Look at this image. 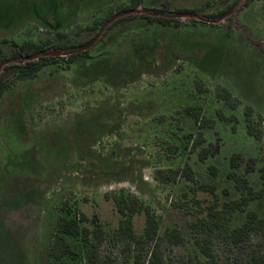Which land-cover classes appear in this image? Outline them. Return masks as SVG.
I'll list each match as a JSON object with an SVG mask.
<instances>
[{
    "label": "rangeland",
    "instance_id": "obj_1",
    "mask_svg": "<svg viewBox=\"0 0 264 264\" xmlns=\"http://www.w3.org/2000/svg\"><path fill=\"white\" fill-rule=\"evenodd\" d=\"M234 1L0 0V75L9 85L0 95V264H45L65 206L71 209L68 218L77 211L85 216L82 227L93 229L97 218L104 233L98 264H131L124 242L114 237L121 219L115 198L121 195L135 197L154 214L164 264H207L190 224L206 217L214 200L221 209L238 197L227 179L231 156L238 159L237 174L255 190L264 163V133L259 153L243 121L244 108H251L264 131V0H237L230 13L206 18L223 13ZM131 2L149 12L167 3L170 12L193 11L201 19L173 18L180 24L162 26L137 17L108 29L117 19L76 62L56 57L31 80H18L15 65L4 61L27 43L50 50L67 41L76 44L80 28L94 20L106 22ZM217 87L238 102L234 112L216 99ZM195 107L205 118H216L219 109L237 121L201 130L187 112ZM209 145L212 155L200 161L198 152ZM249 160L255 170L247 174ZM185 165L195 183L154 179L157 169ZM247 210L264 218V197ZM243 219V213L235 212L229 230ZM132 223L141 235L144 214L134 215ZM171 229L180 231L184 243L165 240ZM65 241L75 257L84 256L79 239ZM211 244L212 264H239L252 252L264 251L262 236L242 246L215 236Z\"/></svg>",
    "mask_w": 264,
    "mask_h": 264
},
{
    "label": "trees",
    "instance_id": "obj_2",
    "mask_svg": "<svg viewBox=\"0 0 264 264\" xmlns=\"http://www.w3.org/2000/svg\"><path fill=\"white\" fill-rule=\"evenodd\" d=\"M250 1L251 0H246V4ZM236 4L237 0L228 6L223 13L211 14L206 18L216 19L218 16L230 13L235 8ZM139 5V3L131 2L128 7L119 8L118 12L132 10L137 8ZM151 12L154 13L155 16L148 14H132L122 17L115 21L108 29L122 21L131 20L137 17L145 19L151 24L158 23L162 26H177L180 24V21L167 16L174 15L179 12L190 13V11L182 10L170 12L167 3L160 9ZM191 13L194 12L192 11ZM111 16L112 14H110L108 18ZM104 22L105 20H94L91 25L80 28L77 32V36L79 38L78 43L75 44L71 43V41H67L66 43L55 45L51 49L70 52L75 50L78 46L87 44L97 35ZM61 37L67 38L65 34H61ZM47 50L50 49H47L44 44H23L17 46L16 49L11 52L10 56L4 58V61L15 65L18 80H31L36 77L44 63L57 60V58L39 57L37 61L23 62L22 64L20 63L25 57ZM86 53L87 51L79 54H72L61 59L66 60L68 64H73L79 56ZM1 54L2 50L0 48V56ZM3 78V75H0V95L5 92L7 88H9V85L4 84ZM198 90L200 91L201 88L199 87ZM215 96L219 102L229 108L232 112L238 108V102L233 99L230 92L227 90L217 87ZM200 111L201 109L199 107L187 109V112H189L190 116L194 118V121L197 123V127L201 130L212 129L216 122L235 123L237 121L234 114L226 116L224 112L219 109L216 111V118H205ZM252 113L253 111L251 108H244L243 121L245 125V132L248 137L253 139L256 143L255 145L258 152L261 153L263 151L262 141L264 133L260 125L262 121H254ZM200 136L201 135L199 133L196 139L198 144L202 142V138ZM196 146L197 145L195 143V145L192 146V150H195ZM212 153L213 146L209 145L207 148H203L198 152V159L200 161H204L206 157L212 155ZM254 164L253 160L245 162L244 172L247 174L252 173L255 170ZM238 166V159L235 156H231L228 159V167L230 171L227 173V179L233 182V186L235 191L238 193V197L224 202L221 205V209L217 208L216 200H214V202L207 208L206 217L200 218L196 222H192L190 224L195 246L205 258L207 264H212L215 261L211 244L212 237L223 236L233 246H242L243 244L248 243L252 236L264 237V218H260L255 212L247 210L248 205L252 201L262 199L264 197V163L257 170V176L260 183L257 190L251 186L249 180L244 175L237 174L236 171ZM209 171L212 175H215L216 173L212 168H209ZM154 179L159 183H175L179 179H184L189 183H195L194 173L188 165H185L179 170L157 169L154 172ZM198 188L211 194L214 192L210 186H198ZM192 191H195V187L192 188ZM214 198L216 197L214 196ZM115 206L118 214L121 216V219L119 221L118 228L114 232V237H117L124 242V248L131 256L129 257V259L132 260L131 264H164L162 254L159 251L157 244L158 222L150 208L145 206L135 197H125L123 195L115 198ZM63 212H65L66 215L59 216L55 222L54 234L52 242L47 249L44 261L45 264H61V262L66 261L67 259L71 260V263L64 264H98V246L103 240L104 233L99 226L97 218L93 217V229L90 230L87 227H82L80 225L86 220L85 216L81 212L77 211L72 218L67 217V215L71 214V209L65 206ZM235 212L243 213L244 219L239 227L229 230L228 226ZM141 213L145 216V227L141 235H136L133 230L132 218L134 215ZM66 237L80 240L82 247L85 249L83 257H75L76 253L71 248V244L65 241ZM164 238L173 244L178 245L184 243V238L177 229L166 231L164 233ZM145 256L148 257L146 258ZM128 262L129 261H126L125 264ZM197 264L201 263L198 261ZM239 264H264V251L260 253L252 252L247 259L243 260Z\"/></svg>",
    "mask_w": 264,
    "mask_h": 264
},
{
    "label": "water",
    "instance_id": "obj_3",
    "mask_svg": "<svg viewBox=\"0 0 264 264\" xmlns=\"http://www.w3.org/2000/svg\"><path fill=\"white\" fill-rule=\"evenodd\" d=\"M132 14H136V15L148 14V15H151V16H155L154 13L146 11V10H143V9H139L138 7L135 8V9H132V10L120 12V13L114 15L113 17H111L105 23H103V25H102L101 29L99 30V32L97 33V35L90 42H88L87 44L82 45L80 47H77L75 50L70 51V52H65V51L56 50V49H51V50H47V51H43V52H37V53H35L33 55L25 57L20 64H22L23 62L37 61L39 57H42V58L68 57V56H70L72 54H78V53L86 52L89 49H91L97 43L100 35L102 34V32L104 31V29L107 26L111 25L117 19L129 16V15H132ZM167 17L178 19V20L179 19L180 20L181 19H193V18H196L198 20L201 19L199 16H196L193 13H189V12H179V13H175L174 15H169ZM209 22L213 23L214 21H209Z\"/></svg>",
    "mask_w": 264,
    "mask_h": 264
}]
</instances>
